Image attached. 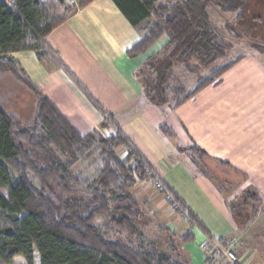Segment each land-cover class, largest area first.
Listing matches in <instances>:
<instances>
[{"label": "trees", "instance_id": "obj_1", "mask_svg": "<svg viewBox=\"0 0 264 264\" xmlns=\"http://www.w3.org/2000/svg\"><path fill=\"white\" fill-rule=\"evenodd\" d=\"M61 1L14 0L11 8L0 3V71L16 75L30 86L24 72L9 56L28 51L64 67L45 40L66 20H50L47 16V10ZM92 1L77 0L73 9H82ZM111 1L133 27L154 19L142 33L140 29V39L126 51L128 58L146 53L165 39L159 52L164 55L154 56L146 64L153 84L147 82V77L144 87L139 78L146 99L158 107L169 102L173 108L179 107L201 89L216 83L229 68L230 64L212 68L210 75L199 79L189 92L181 89L171 92L174 81L178 82L173 79L177 65L186 72H195L198 65L211 67L224 59L231 49L214 31L207 13L209 6L234 15L235 24L246 28L243 11L248 0H167L165 4L160 0ZM234 29L238 28L229 31ZM251 46L264 56V45L251 43ZM108 126L106 119L100 124L104 129ZM159 130L164 143L168 138L180 145L170 129L162 126ZM176 147L181 153V147ZM119 149L124 150L122 158L117 154ZM187 150L199 161L208 157L197 147ZM85 158H93L95 162L92 178L74 171ZM219 164L228 166L222 161ZM156 176L155 167L123 133L103 137L93 130L80 135L40 94L30 129H16L12 114L0 106V262L9 264L21 257L32 264L36 250L39 264H182L146 243L137 226L139 203L130 189L138 181L156 179L175 211L186 214L189 222L205 235L209 232L183 199ZM246 193L244 207L251 206L247 220H252L259 213L260 199L255 192ZM101 217L108 219V232H115L127 242L105 236L95 224ZM192 240L190 233L181 236L183 243ZM221 242L227 245L225 240Z\"/></svg>", "mask_w": 264, "mask_h": 264}, {"label": "crops", "instance_id": "obj_2", "mask_svg": "<svg viewBox=\"0 0 264 264\" xmlns=\"http://www.w3.org/2000/svg\"><path fill=\"white\" fill-rule=\"evenodd\" d=\"M142 24L130 25L111 0H93L76 10L45 39L64 67H59L51 59L39 58L33 51L9 56L30 84L80 135L98 128L103 117L109 116L111 123L105 130L107 135H114L117 131L123 133L145 158L143 150L150 156H154L152 151H155L157 159L154 164L150 163L160 176L161 172L168 176L174 166L164 161L166 154L160 148L166 151L156 129L162 124L157 123L161 116L156 108L146 104L142 85L135 73L143 58L130 59L126 55V51L140 39ZM164 44V39L155 43L149 55L160 52ZM253 53L230 65L219 82L200 90L171 116L183 126L187 141L202 148L210 158L228 162L245 174L244 184L236 194L251 191L258 195L261 208L254 219L260 221L264 219V57ZM7 74L12 84L22 82L16 75L0 71L1 83ZM191 175L188 173L193 181L195 178ZM212 186L207 184L208 188ZM205 188L202 185V199L197 203L199 209L189 198H182L174 191L198 218L202 216L209 234L222 237L234 232L236 226L233 228L232 224L214 226L212 223L218 219L220 222L230 221L224 208L220 207L225 204L222 195L218 210L211 213L208 210L205 215ZM261 226L264 229V224ZM196 234L192 235L200 242L203 233ZM236 249L250 251L242 235L237 238Z\"/></svg>", "mask_w": 264, "mask_h": 264}, {"label": "rangeland", "instance_id": "obj_3", "mask_svg": "<svg viewBox=\"0 0 264 264\" xmlns=\"http://www.w3.org/2000/svg\"><path fill=\"white\" fill-rule=\"evenodd\" d=\"M160 3L165 4L167 3V0H160ZM76 4L77 0H72L70 3L62 0L61 4H57L55 8L47 10V16L50 20L67 19L77 9H73V6ZM207 13L214 31L230 45L231 49L224 59L218 61L211 67L198 65V69L195 72H186L181 65H177L173 70V79L178 82L175 83L174 81L173 87L171 88L172 93H176V90L180 89L182 92H189L197 85L199 79L210 75V70L212 68H218L227 63L228 65H232L238 59H241L242 56H249L252 52H254L253 54H257V52L252 48L251 43L264 45V0H248L246 3L243 11L246 17L243 25L246 27L245 29L239 28V26L235 24L234 15L221 13L213 6L208 7ZM258 17L262 18L261 22L256 19ZM153 23L154 19H150L148 22L143 23L141 25V33L142 30L146 28L147 24L152 25ZM235 27L238 29H234L232 32L229 31V28ZM147 52L138 56L143 59L135 68V73L138 78H140L144 87L147 86L146 79L149 77V68L146 66L148 60L152 61V57L157 55V57H161L164 55L159 52L149 55L152 51ZM263 60L262 63H264ZM193 64H196V62ZM6 76L8 77H5L4 82H0V106L12 114L15 119L16 129H30L33 127L36 115L38 94H42L37 91L32 84H30L28 79L27 81L31 87L21 78V83L17 82L12 84L9 74ZM221 77L217 82L221 80ZM147 82L149 84H153V78L149 77V81ZM143 96L146 104L156 108L161 116L159 119L161 122L159 121L157 123L162 124H159L156 128L160 139L164 138V136L161 134L159 128L165 126L171 130L173 136L178 138L180 142V145H178L177 142H175V139L169 140L167 135L165 138H167L168 141L164 143L162 140L166 146V151L163 147H160L163 153L166 154L163 159L166 163L174 166V168L171 173H168V176L160 171L162 173L161 176L172 186L171 189L173 191L175 190L182 198H189L193 205L198 209L199 205H197V203H200V199H202V185L203 187L206 186V191H203L204 199L207 201V208L204 209L205 215L208 210L210 213L218 210L217 206L221 203L219 197L222 195L226 205L221 204L220 207L222 209L224 208L223 210L230 218V221L223 220V222H220L218 219L214 220L212 223H214V226H223L226 224L229 226L232 224L233 228L236 226V230L234 232H230L222 237L213 236L211 234L205 235L203 233L202 235L204 238L198 242L194 236L197 235L196 232L201 233L200 229L189 222L186 214H179L175 211V206L171 204L169 197L161 192V186H159L160 183L156 181V179H148L136 182L133 188L130 189V194L139 203L140 216L137 220V226L143 232L146 243L148 245L155 246L157 249L172 256L175 260H178L182 264H227L222 252L225 249L232 251L243 264H264V229L261 226V224H264V219H261L260 221L255 220L256 218L247 220L248 215L251 212L250 205L244 207L247 193L244 195L236 194V190H239L241 185L244 184L245 174L231 166L228 162H225L228 166H221L219 161L222 160L220 159L210 158L208 156L207 158L199 161L190 151L187 150V148L197 147L201 150L203 149L185 139L183 126L181 127L177 121H174V117L171 116V114L174 113L178 107L173 108L170 102L164 107H158L149 103L144 95V92ZM14 98H16L17 101L13 102ZM104 119L109 121L110 126V117H103V120ZM107 128H101L99 125L98 128L93 130H97L103 137H108L109 135L105 132ZM92 131H89L88 133ZM176 146L181 147V153L177 151ZM167 150L169 152H167ZM143 152L146 155L147 160L154 164L157 159L155 151H152L154 156L147 154L146 150H143ZM157 152L162 154L159 151ZM117 154L120 158H122L124 156V150L119 149ZM92 159L93 158H85L84 161L80 162L75 167L74 171H81L85 175L92 178L95 166V162L92 161ZM192 161L195 162V165H192ZM155 170L157 169L155 168ZM156 173L157 176L161 177L158 171H156ZM188 173L192 174L191 176L195 178V181L189 179ZM157 176L155 178H158ZM167 182L165 183L168 184ZM207 184H209V186L213 185L212 188H208ZM213 187L215 189H213ZM229 197L232 198L230 201L228 199ZM258 208L260 211V205ZM198 219L204 225L202 222L204 220H202V216ZM107 221V218L101 217L96 220L95 224L100 226L101 230L104 231L105 236L112 240L126 243L127 241L123 237H120L115 232L111 233L107 231ZM211 226H213V224H211ZM238 228L239 230H237ZM185 233H190L191 235L193 234V240L183 243L181 241V236ZM239 235H242L245 242L248 243V248L250 249L249 252L236 249L237 238H239ZM222 240H225L228 248L223 246L221 242ZM197 250L199 252H197ZM0 264L4 263L0 262ZM9 264L27 263L23 258L18 257ZM32 264H39V258L36 250L33 251Z\"/></svg>", "mask_w": 264, "mask_h": 264}, {"label": "built area", "instance_id": "obj_4", "mask_svg": "<svg viewBox=\"0 0 264 264\" xmlns=\"http://www.w3.org/2000/svg\"><path fill=\"white\" fill-rule=\"evenodd\" d=\"M67 3L72 2V0H65ZM0 3L5 5L7 8H11L14 4V0H0ZM225 257V261L227 264H243L239 261L238 257L229 249H225L222 251Z\"/></svg>", "mask_w": 264, "mask_h": 264}]
</instances>
